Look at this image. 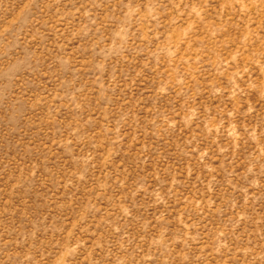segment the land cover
Returning a JSON list of instances; mask_svg holds the SVG:
<instances>
[{"label": "rangeland", "instance_id": "374dc122", "mask_svg": "<svg viewBox=\"0 0 264 264\" xmlns=\"http://www.w3.org/2000/svg\"><path fill=\"white\" fill-rule=\"evenodd\" d=\"M0 264H264V0H0Z\"/></svg>", "mask_w": 264, "mask_h": 264}]
</instances>
